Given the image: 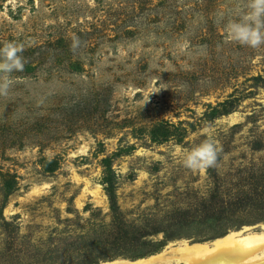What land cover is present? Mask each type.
Returning <instances> with one entry per match:
<instances>
[{
  "label": "rangeland",
  "instance_id": "374dc122",
  "mask_svg": "<svg viewBox=\"0 0 264 264\" xmlns=\"http://www.w3.org/2000/svg\"><path fill=\"white\" fill-rule=\"evenodd\" d=\"M246 3L0 0V47L23 44L26 60L0 96V264L264 230V45L225 34ZM207 138L217 166L186 169Z\"/></svg>",
  "mask_w": 264,
  "mask_h": 264
},
{
  "label": "clouds",
  "instance_id": "9594fccd",
  "mask_svg": "<svg viewBox=\"0 0 264 264\" xmlns=\"http://www.w3.org/2000/svg\"><path fill=\"white\" fill-rule=\"evenodd\" d=\"M226 40L252 49L264 45V0H247L238 20H229L225 25ZM81 41L74 37L70 49L75 51ZM24 45L15 41H4L0 47V96L7 97L13 84L11 73L22 72L26 60ZM222 149L207 138L186 150L182 164L191 171H205L218 164Z\"/></svg>",
  "mask_w": 264,
  "mask_h": 264
},
{
  "label": "bare ground",
  "instance_id": "6f19581e",
  "mask_svg": "<svg viewBox=\"0 0 264 264\" xmlns=\"http://www.w3.org/2000/svg\"><path fill=\"white\" fill-rule=\"evenodd\" d=\"M264 264V230L230 232L211 242L168 247L135 260L116 259L100 264Z\"/></svg>",
  "mask_w": 264,
  "mask_h": 264
},
{
  "label": "trees",
  "instance_id": "16d2710c",
  "mask_svg": "<svg viewBox=\"0 0 264 264\" xmlns=\"http://www.w3.org/2000/svg\"><path fill=\"white\" fill-rule=\"evenodd\" d=\"M251 223H253V222H239V223L228 224L222 230L212 234L210 237H207L205 239H212V238L222 237V236L226 235L228 233V231L231 230V229H241L245 225H250ZM255 223H257V222H255ZM181 237H183V236H181ZM184 237H186V236H184ZM188 238L191 239V237H188ZM144 255H145L144 253H133L132 254V253H117L116 252V253H113L112 255H108L106 257H103L102 259L103 260H106V259L114 260V259H116L115 257L126 256V257H129V258L134 260V259L142 258V257H144ZM97 263L98 262L87 263V264H97Z\"/></svg>",
  "mask_w": 264,
  "mask_h": 264
},
{
  "label": "water",
  "instance_id": "95a60500",
  "mask_svg": "<svg viewBox=\"0 0 264 264\" xmlns=\"http://www.w3.org/2000/svg\"><path fill=\"white\" fill-rule=\"evenodd\" d=\"M188 242V241H187ZM188 243H190V242H188Z\"/></svg>",
  "mask_w": 264,
  "mask_h": 264
}]
</instances>
